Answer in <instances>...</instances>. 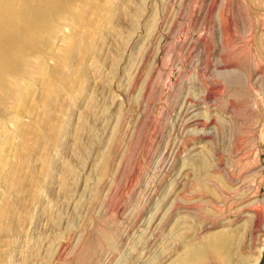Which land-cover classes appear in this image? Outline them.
Listing matches in <instances>:
<instances>
[{"label":"rangeland","instance_id":"1","mask_svg":"<svg viewBox=\"0 0 264 264\" xmlns=\"http://www.w3.org/2000/svg\"><path fill=\"white\" fill-rule=\"evenodd\" d=\"M44 32L0 91V264H224L178 261L221 232L264 264V0H92Z\"/></svg>","mask_w":264,"mask_h":264},{"label":"bare ground","instance_id":"2","mask_svg":"<svg viewBox=\"0 0 264 264\" xmlns=\"http://www.w3.org/2000/svg\"><path fill=\"white\" fill-rule=\"evenodd\" d=\"M89 1L92 0H0V91L15 81L19 61L36 55L38 37L50 28L59 10L67 13L70 8H84ZM25 146L27 148V144ZM196 165L201 177L205 163ZM2 210L9 212L7 207ZM234 242V234H208L199 244L186 243L178 261L195 263L211 253L224 264H233V254L228 247Z\"/></svg>","mask_w":264,"mask_h":264}]
</instances>
